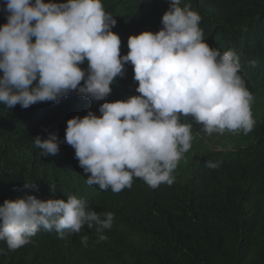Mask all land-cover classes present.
Segmentation results:
<instances>
[{
    "label": "clouds",
    "instance_id": "clouds-1",
    "mask_svg": "<svg viewBox=\"0 0 264 264\" xmlns=\"http://www.w3.org/2000/svg\"><path fill=\"white\" fill-rule=\"evenodd\" d=\"M181 2L170 0L162 29L130 36V50L121 56V38L112 31L117 21L102 0H3L8 15L0 26V104L26 109L38 102L58 103L73 91L104 100L130 62L140 95L103 103L100 116L89 111L69 119L63 141L37 135L34 143L43 156L56 155L62 142L72 146L88 185L102 191L119 193L131 188L134 178L152 188L171 185L193 140L192 125L181 123V115L192 117L209 135L247 134L254 124V97L239 74V56L210 47L200 15ZM85 60L87 69L80 67ZM206 167L219 164L207 161ZM112 224L111 212L97 213L76 195L67 201L29 195L0 206V241L10 250L30 243L41 229L63 237L85 225L97 227L99 242ZM87 239L81 238L85 246Z\"/></svg>",
    "mask_w": 264,
    "mask_h": 264
},
{
    "label": "trees",
    "instance_id": "trees-1",
    "mask_svg": "<svg viewBox=\"0 0 264 264\" xmlns=\"http://www.w3.org/2000/svg\"><path fill=\"white\" fill-rule=\"evenodd\" d=\"M102 4L117 21L112 31L121 38V56L130 50V36L160 31L170 8V0ZM186 4L200 15L199 27L210 47L237 53L247 90L263 101L264 0H182L180 6ZM7 15L0 0V26ZM80 67L87 69V61ZM124 71L104 100L73 91L58 103L38 102L26 109L0 104V206L29 195L45 201L76 195L89 209L113 214L112 227L103 230L106 239L99 242L97 227L87 225L63 237L41 229L16 250L0 241V264H264V101L259 118L238 144L211 148L192 140L172 173L173 183L156 188L134 178L131 188L119 193L102 191L88 185L72 146L62 142L59 152L49 156L35 146L37 135L63 141L67 121L75 116L83 118L89 111L100 116L103 103L140 95L134 66L129 62ZM180 122L192 125V135L203 129L190 116L181 115ZM207 161L219 167H206ZM26 183L35 187L26 188ZM84 236L87 246L81 242Z\"/></svg>",
    "mask_w": 264,
    "mask_h": 264
},
{
    "label": "rangeland",
    "instance_id": "rangeland-1",
    "mask_svg": "<svg viewBox=\"0 0 264 264\" xmlns=\"http://www.w3.org/2000/svg\"><path fill=\"white\" fill-rule=\"evenodd\" d=\"M263 101L259 97V98H254L251 103V113H252V119L254 123L256 122V120L259 118V115L261 114L260 110H262L263 108ZM202 130H198V133L195 132L193 134V141L197 139V143L199 140L200 142H203L205 145L211 148L233 146L235 144H238L240 139L246 136V134H244L242 130L235 132V133L225 131V133L222 135L218 133H213L209 135L206 132L202 133Z\"/></svg>",
    "mask_w": 264,
    "mask_h": 264
}]
</instances>
